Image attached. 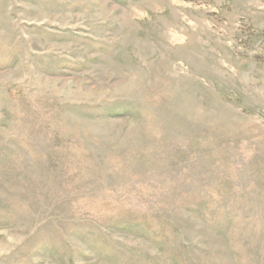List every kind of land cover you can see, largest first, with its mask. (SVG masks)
<instances>
[{
  "label": "rangeland",
  "instance_id": "rangeland-1",
  "mask_svg": "<svg viewBox=\"0 0 264 264\" xmlns=\"http://www.w3.org/2000/svg\"><path fill=\"white\" fill-rule=\"evenodd\" d=\"M0 264H264V0H0Z\"/></svg>",
  "mask_w": 264,
  "mask_h": 264
}]
</instances>
